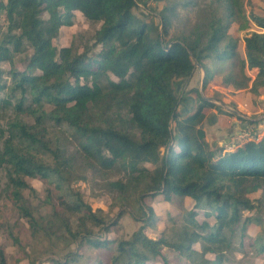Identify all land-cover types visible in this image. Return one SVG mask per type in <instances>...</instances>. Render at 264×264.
Segmentation results:
<instances>
[{"label": "trees", "instance_id": "1", "mask_svg": "<svg viewBox=\"0 0 264 264\" xmlns=\"http://www.w3.org/2000/svg\"><path fill=\"white\" fill-rule=\"evenodd\" d=\"M224 1V17L212 16L192 36L165 45L158 27L134 13L145 0H0V20L6 23L5 31L0 24V113L14 105L21 116L38 112L36 118L41 123L35 128L18 120L10 127L1 154L2 161L12 168L9 181L19 191L29 188L26 177L51 179L59 188L69 186L75 159L63 149L51 148L45 129L50 122L69 131L85 162L123 174L122 180L109 183L108 188L122 203L131 198L139 203V217L134 218L142 225L130 239L117 242L108 264H148L158 257L164 261V247L191 259L196 255V243L202 253L216 255L215 261L205 264H223V252L232 247L236 232L240 233L239 246H243L248 227L260 223L245 212L258 208L250 195L261 192L264 199V136L234 151L226 152L223 147L211 150L203 127L207 119L204 111L215 109L240 116L225 111L199 91H194L196 99L177 93L178 87L193 77L197 65L206 71V85L220 77L224 86L235 91L248 89L254 96L264 88V33L250 32L244 38L245 57L239 53V40L230 34L236 21L240 22L239 31L249 29L251 23L264 31V16L250 12L249 20L241 0ZM172 11V7H164L161 13L164 36L169 32ZM78 13L101 24L94 35L98 51L86 48L80 53L73 45H54L63 27L74 26ZM22 55L26 67L18 71L14 61ZM3 63H10L11 69L6 72ZM252 70L258 71L254 79L247 75ZM5 74L10 82L5 81ZM45 104L52 106L48 113L43 111ZM246 122L248 126L258 124ZM44 155L54 163L39 158ZM147 164L157 165L155 195L143 192L134 178L149 170ZM19 191L13 198L39 234L41 223L21 204ZM160 195L166 202L173 197L195 202L188 225L175 242L145 233L157 218L145 199ZM65 206L80 214L85 223L110 232L111 225L79 198ZM200 214L204 220L199 223L196 217ZM65 230L74 235L70 228ZM83 239L98 248H111L114 243L94 239L89 233ZM250 240V246L264 255V238ZM0 264H8L1 245Z\"/></svg>", "mask_w": 264, "mask_h": 264}, {"label": "rangeland", "instance_id": "2", "mask_svg": "<svg viewBox=\"0 0 264 264\" xmlns=\"http://www.w3.org/2000/svg\"><path fill=\"white\" fill-rule=\"evenodd\" d=\"M241 3L247 19L250 20V12L264 16V0H241ZM164 7L173 9L170 15L169 32L166 36L163 34L161 20ZM134 13L138 18L157 26L165 45H168L173 40L192 36L207 24L212 16L224 17L227 14V8L224 0H145V5L139 4ZM0 24L2 30L5 31L6 23L3 18ZM239 24L238 21L232 24L230 34L239 40V53L245 57L244 38L250 32L264 33V31L252 23L249 29L239 31ZM100 26V23L90 22L78 13L74 19V26L63 27L60 36L54 40V45L57 48L73 45L80 53L86 48L92 49V52L98 51L100 46H96L94 35ZM14 66L18 71H24L26 56H18L14 61ZM210 66L214 67L213 64ZM1 67L7 72L12 66L10 63H3ZM257 73V70L247 71V75L252 79ZM5 81L10 82L6 74ZM261 90L263 93L259 96H254L248 89L235 91L232 87L224 86L220 77H216L206 85V71L197 65L193 77L182 83L177 93L181 96L191 94L196 99L194 91H199L205 98L210 99L225 111L236 112L237 116H240L220 114L215 109H206V113L209 114H205L207 119L203 127L206 131L209 149L216 150L223 147L226 148V152H230L256 137L259 141L264 136V88ZM236 93H239L237 98H233L236 97ZM249 97H253L251 101ZM16 102L13 100V104ZM197 104L195 103L194 108ZM181 109L184 112L187 110L185 106ZM51 110L52 106L45 104L43 111L48 113ZM36 115L38 112L32 116H21L15 111L14 105L0 113V245L5 249L7 263L108 264L114 253L115 248L113 247L117 242L130 239L142 225L134 218V216L139 217V203L134 198L124 203L120 202L117 194L109 190L108 184L122 180L123 174L116 171H102L93 163L85 162L77 144L71 140L69 131L65 127L52 125V122L45 128L51 148L63 149L68 156L71 155L75 159L74 173L68 179L69 186L59 188L51 179L44 181L40 178L26 177L25 181L29 188L19 191L9 181L12 168L5 160L2 161L1 154L5 151V141L9 138V129L12 124L20 120L24 124L38 128L41 123H38ZM213 115H217V119L211 122ZM219 115L222 116V120L220 125H217ZM250 120L257 121L258 124L248 126L246 121ZM223 138L225 142L222 141ZM18 143L15 141L14 144ZM33 153H35L34 150ZM39 158L48 164L54 163L50 156L44 155ZM146 167L149 169L147 172L136 174L134 178L143 192L155 195L153 179L157 165L147 164ZM16 191L22 195L21 204L28 207L35 218L40 221L42 229L39 234L34 232L28 220L21 213L16 199L13 198V193ZM77 198L91 206L108 226L111 225L110 232H104L90 222L85 223L80 218V214L72 213L66 208L65 203L73 204ZM250 198L254 200L258 208L254 211H246L245 216L253 217L260 223H254L248 227L243 246H239L240 233L236 232L232 247L223 252V264H264V255H259L250 246V237L262 236L264 238V199L261 192L250 195ZM145 202L154 208L157 216L154 224L149 226L145 233L153 239L163 237L169 242L177 241L184 227L188 225L189 213L193 211L195 202L192 199L181 197H173L171 202H166L161 195L148 197ZM120 213L122 215L119 216ZM196 220L200 223L204 220V216L200 214ZM65 228H70L74 235L69 234ZM88 233L94 239L111 240L114 243L111 248L95 247L84 241L83 238ZM15 238L18 242L14 241ZM193 249L196 255L188 259L173 248L164 247L165 262L158 257L148 264H205V261L216 259L215 254L202 253L200 244H194Z\"/></svg>", "mask_w": 264, "mask_h": 264}, {"label": "crops", "instance_id": "3", "mask_svg": "<svg viewBox=\"0 0 264 264\" xmlns=\"http://www.w3.org/2000/svg\"><path fill=\"white\" fill-rule=\"evenodd\" d=\"M262 93H263V90L260 91V94H262ZM238 94H239V93H236V97L234 96L233 98H237V95H238ZM252 98H253V97H249V100L251 101ZM234 102H238V101H234ZM205 114L208 115L209 113H206V110H205ZM213 117H215V119H217V115H216V116L213 115L212 118H213ZM212 118H211V119H212ZM221 118H222V116L219 115V116H218V122H217V125H220L219 123H221V120H222ZM222 141L225 142V138H223Z\"/></svg>", "mask_w": 264, "mask_h": 264}]
</instances>
